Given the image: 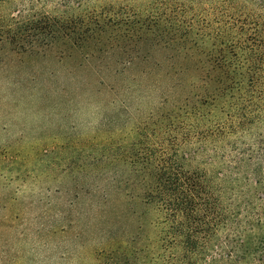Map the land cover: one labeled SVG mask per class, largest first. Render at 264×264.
I'll return each mask as SVG.
<instances>
[{
    "label": "trees",
    "instance_id": "trees-1",
    "mask_svg": "<svg viewBox=\"0 0 264 264\" xmlns=\"http://www.w3.org/2000/svg\"><path fill=\"white\" fill-rule=\"evenodd\" d=\"M51 54L92 64L119 110L150 104L109 162L155 242L139 217L122 239L132 210L107 197L108 264H264V0H0V59Z\"/></svg>",
    "mask_w": 264,
    "mask_h": 264
},
{
    "label": "rangeland",
    "instance_id": "rangeland-1",
    "mask_svg": "<svg viewBox=\"0 0 264 264\" xmlns=\"http://www.w3.org/2000/svg\"><path fill=\"white\" fill-rule=\"evenodd\" d=\"M92 66L78 55L0 59V264H108L107 197L132 210L122 239L139 217L138 244L155 242L140 189L125 187L121 164L109 162L150 104L134 97L119 110L125 96L96 93ZM261 162L264 186V153ZM118 217L115 228L125 223Z\"/></svg>",
    "mask_w": 264,
    "mask_h": 264
}]
</instances>
